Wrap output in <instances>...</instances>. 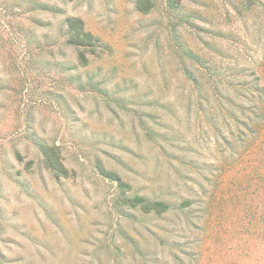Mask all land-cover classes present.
<instances>
[{
    "label": "rangeland",
    "instance_id": "rangeland-1",
    "mask_svg": "<svg viewBox=\"0 0 264 264\" xmlns=\"http://www.w3.org/2000/svg\"><path fill=\"white\" fill-rule=\"evenodd\" d=\"M145 2L0 0V264H264V0Z\"/></svg>",
    "mask_w": 264,
    "mask_h": 264
},
{
    "label": "trees",
    "instance_id": "trees-1",
    "mask_svg": "<svg viewBox=\"0 0 264 264\" xmlns=\"http://www.w3.org/2000/svg\"><path fill=\"white\" fill-rule=\"evenodd\" d=\"M72 1V0H71ZM180 0H166L168 7L175 9L179 5ZM143 3H146L145 0H137V7L140 11H148L150 6L146 7L144 10L142 7ZM149 3V2H148ZM67 27V45L72 47L77 53V59L81 66L85 67L89 63V57L94 55L97 48L96 38L86 30L85 24L82 19L78 17H69L66 20ZM41 153L44 157V163L47 168L52 170L56 177H65L68 175V170L63 164V161L60 157V153L56 148L50 147L45 144L40 145ZM98 169L100 173L110 178L113 181H116L119 187L122 189V192L125 193L127 189L130 188L128 184L123 182L118 176L114 175L112 172H108L104 167L99 164ZM124 203L132 208H139L142 212L146 214H157L162 215L171 209V205L163 201H149L141 196H133L126 198ZM192 204L191 201L185 200L181 203L180 207L186 208Z\"/></svg>",
    "mask_w": 264,
    "mask_h": 264
}]
</instances>
